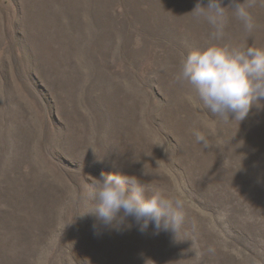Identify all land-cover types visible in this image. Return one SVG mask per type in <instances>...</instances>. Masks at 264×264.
<instances>
[{
  "label": "rangeland",
  "instance_id": "374dc122",
  "mask_svg": "<svg viewBox=\"0 0 264 264\" xmlns=\"http://www.w3.org/2000/svg\"><path fill=\"white\" fill-rule=\"evenodd\" d=\"M197 2L0 0V264H264V100L239 123L174 81L207 44L264 47V3L213 40ZM117 170L184 201L177 238L79 215Z\"/></svg>",
  "mask_w": 264,
  "mask_h": 264
},
{
  "label": "clouds",
  "instance_id": "9594fccd",
  "mask_svg": "<svg viewBox=\"0 0 264 264\" xmlns=\"http://www.w3.org/2000/svg\"><path fill=\"white\" fill-rule=\"evenodd\" d=\"M254 4L255 0H231L225 7L224 0H208L204 6L198 0L191 13L210 25L213 40H220L230 17L239 21L248 33L253 32L257 27L250 11ZM174 81L181 87L191 86L212 114L225 120L232 117L231 120L240 123L264 100V47L207 44L181 60ZM193 135L197 143L209 146L200 132ZM96 159L105 163V158ZM110 166L118 167L114 161ZM144 174H149L146 164ZM93 195L95 203L91 210L79 215H92L103 226L117 231L130 229L133 225L126 221L131 217L141 233L151 225L156 234L171 231L177 238L185 223L182 199L169 197L119 170L102 174ZM96 227L94 223L93 229Z\"/></svg>",
  "mask_w": 264,
  "mask_h": 264
}]
</instances>
